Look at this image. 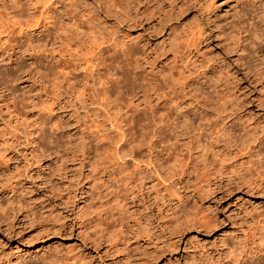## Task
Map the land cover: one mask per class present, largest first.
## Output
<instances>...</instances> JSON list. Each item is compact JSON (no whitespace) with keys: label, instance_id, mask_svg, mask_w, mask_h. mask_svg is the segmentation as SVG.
I'll return each instance as SVG.
<instances>
[{"label":"rangeland","instance_id":"1","mask_svg":"<svg viewBox=\"0 0 264 264\" xmlns=\"http://www.w3.org/2000/svg\"><path fill=\"white\" fill-rule=\"evenodd\" d=\"M80 30L73 57L100 42L119 68L86 55V102L50 86V57L61 67L60 39ZM261 59L264 0H0V264H230L247 248L240 264H260L249 213L264 191L229 188L211 117L227 77ZM162 137L186 164L196 152L187 171L157 167Z\"/></svg>","mask_w":264,"mask_h":264},{"label":"bare ground","instance_id":"2","mask_svg":"<svg viewBox=\"0 0 264 264\" xmlns=\"http://www.w3.org/2000/svg\"><path fill=\"white\" fill-rule=\"evenodd\" d=\"M69 21L72 25L76 24L74 21ZM248 25L261 27L252 23L246 24V26ZM246 26L241 27L245 28ZM75 28H77V25L75 26ZM84 35V32L80 30L77 31L75 35L73 34V36L65 34L63 38L60 39V51L58 55L60 56V61L62 62L61 67H59V60L55 59V56L50 57V86L55 92L56 98L59 97L56 91L60 92V95H66L69 92L71 95L73 94L75 99L79 100L80 102H86L87 99H91L96 95V88H93V93H91L90 90L86 88L85 82H83L81 76L82 69L87 68L88 60L86 58V55L88 53H91L93 55V59L98 64L103 65L104 69H106L107 72L109 71L108 73L111 72L110 76L116 74L117 69H119L117 66L113 67V65L111 66V68L108 64H105V59L109 56V54H105L106 46H103L100 42L88 45L85 51L81 54V56L76 55V57H73V55L75 54L72 53V50L76 49L78 45L81 44V39ZM227 37L230 40L231 49L234 48L235 43L233 42V37L230 34H228ZM92 38H94V36H92ZM244 40H246L245 37L242 38L241 42L237 46V48L241 51V59L243 58L242 53L245 48V43L243 42ZM110 68L111 70L114 69L115 72L110 71ZM244 70L245 72L243 75L230 74L227 77L226 85L224 87L222 110H220L219 104L217 103V101H215L212 107L213 117H211V119L213 122H216L219 118L225 119V124L221 128L224 134V140L222 144L224 161L222 160V163H225L223 164L226 168V171L224 172H226L227 175L226 181L228 182L229 188L232 189V186L235 185L246 190H253L251 188H255L258 191H264V59H261L259 62H254L253 64L251 61H247V67H245ZM163 80H166V78H162V81ZM60 81H62V84H60ZM104 89L105 93H108L110 91L109 86H105ZM135 89L136 88L131 89V92L134 94ZM181 90H183V88L180 86L169 90L168 92L162 91V97H165L166 95H171L172 98H170V100L173 101V94ZM252 91L257 92V98L253 97L255 99L250 100L252 97L249 99V95ZM111 97L112 99H114L112 93L111 96L108 93L107 98L110 99ZM253 100H256V103H254V105ZM65 102L66 101H64V103ZM253 106L260 108L261 112L254 111ZM145 118L148 122L154 121L152 114L145 116ZM126 122H128L127 119ZM129 122L131 123L132 121L129 120ZM146 127L147 125L143 127V132L140 133L141 140H146V143L151 146L155 141H159V139H157V137H155V139H153V137H146ZM218 131H220V129H218ZM123 132L124 130L122 129V133ZM154 132L155 130L151 131L152 135H154ZM128 134L129 137L127 138V140H125L127 141V144H129L127 151L128 153H132L134 148L133 143L135 142V140L132 134ZM169 141L170 144H164L165 142ZM121 150H123L122 146L116 147L115 154L121 155ZM161 150L162 165L160 163H157V167L162 166L163 173L165 175H169L170 177L174 176V174H181L182 172H184V167H186L185 171H187V168L191 166L186 165H190V163H193V160L198 157L196 152H190L191 149L189 147L190 153H188L187 151V160L189 161L186 164L185 162H183V159L180 155V151L173 149V147H171V139L166 137H162ZM150 152L149 154H151ZM150 156L151 155H147L145 159H138V157L134 155V157H132V160L136 163L141 161L147 167L149 165L155 167V164L152 162V158ZM205 164L202 163V167ZM113 169H117L121 172L120 166L111 168V170ZM164 197L165 195H162V198ZM163 201L165 202V200ZM244 210L241 209V211L246 212ZM251 210L253 209L251 208ZM251 210L248 211V213L251 212ZM251 216L252 215L249 213V217L254 223V226L250 225V227L252 228L253 226V230L256 231V233H254V237L256 238L258 244L256 253L262 256L259 259V263L264 264V214L258 212L255 214V217ZM243 220L245 219H242V221ZM244 224L246 225L247 223ZM254 251L255 250H251L248 248L246 250L242 249L238 253L232 255L231 258L229 257L230 261L228 262L230 264H240L241 260L244 261V254L249 255L251 252ZM228 252L232 253L231 250H229Z\"/></svg>","mask_w":264,"mask_h":264}]
</instances>
